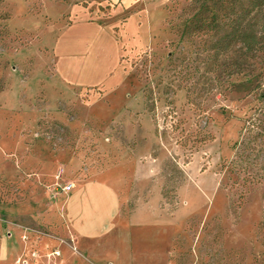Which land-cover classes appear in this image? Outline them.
<instances>
[{"label": "rangeland", "instance_id": "rangeland-1", "mask_svg": "<svg viewBox=\"0 0 264 264\" xmlns=\"http://www.w3.org/2000/svg\"><path fill=\"white\" fill-rule=\"evenodd\" d=\"M191 1L0 0V264H264V103L196 63ZM89 21L121 54L57 69Z\"/></svg>", "mask_w": 264, "mask_h": 264}, {"label": "trees", "instance_id": "trees-1", "mask_svg": "<svg viewBox=\"0 0 264 264\" xmlns=\"http://www.w3.org/2000/svg\"><path fill=\"white\" fill-rule=\"evenodd\" d=\"M186 15L182 38L190 42L199 38L203 43L194 51L196 63L204 64L207 72L212 69L231 78L250 77L253 92L264 103V70L256 74L258 64L253 62L264 59V0H192ZM261 115L256 122L249 118L245 129L258 130L257 138L264 145V113Z\"/></svg>", "mask_w": 264, "mask_h": 264}, {"label": "crops", "instance_id": "crops-1", "mask_svg": "<svg viewBox=\"0 0 264 264\" xmlns=\"http://www.w3.org/2000/svg\"><path fill=\"white\" fill-rule=\"evenodd\" d=\"M119 1H121V3L126 6V0ZM80 29H83V31H81ZM106 36L108 38V42L110 43L109 46L111 47L112 44V48H114L115 50V55L119 56L121 54V49L118 47L119 45L116 41L115 33H112V30H110V28L106 30L102 25L100 26L96 22L91 21L83 22L81 24L73 23L62 33V36H60L57 44L55 45L54 50H56V52L58 48L59 50H62V54L58 58L57 62H55L57 69L59 66V62L62 60V55L67 56L66 54L71 50L70 48L73 47V45L75 46L77 42L79 43V46H81L82 50H85V56H83L82 54V56L79 57L82 62L78 63H80L82 67L80 66V68L76 69L77 74L83 77L86 76V78H88L90 75L96 74L98 67L101 66L100 62L102 61V58L106 55ZM91 59L93 61L96 59V64L93 65V67ZM60 70L62 71V66L61 69H59L58 74L61 73ZM65 74L70 75V73ZM2 251L3 249H1L0 253ZM4 251L6 253V250ZM4 251L2 255L5 254Z\"/></svg>", "mask_w": 264, "mask_h": 264}]
</instances>
